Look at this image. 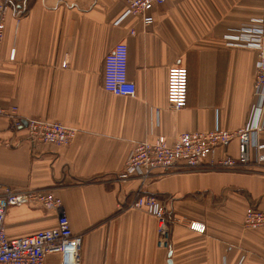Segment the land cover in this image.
<instances>
[{
	"label": "crops",
	"instance_id": "crops-1",
	"mask_svg": "<svg viewBox=\"0 0 264 264\" xmlns=\"http://www.w3.org/2000/svg\"><path fill=\"white\" fill-rule=\"evenodd\" d=\"M14 2L5 22L0 106H16L24 121L45 118L77 132L65 145L32 143L25 129H11L0 116V182L62 198L73 231L83 235L81 264H264V229L244 226L247 206L264 210V164L244 171L181 164L149 178L144 190L168 209V248L158 245L156 217L126 207L140 180L117 178L139 141L164 136L173 143L186 131L245 126L257 100L258 52L238 44L251 37L239 28L264 30V0H167L153 7L149 26L124 14L126 0ZM121 41L129 48L134 96L103 85L105 57ZM176 63L188 70L187 104L179 110L167 96ZM253 138L264 142V130ZM238 145L234 137L227 152L237 157ZM56 223V213L38 203L10 207L5 219L10 236ZM46 264H59L58 254Z\"/></svg>",
	"mask_w": 264,
	"mask_h": 264
},
{
	"label": "built area",
	"instance_id": "built-area-1",
	"mask_svg": "<svg viewBox=\"0 0 264 264\" xmlns=\"http://www.w3.org/2000/svg\"><path fill=\"white\" fill-rule=\"evenodd\" d=\"M167 0H126L124 14H134L142 18L145 26L153 22V7ZM14 0H0V63L6 27V16L13 8ZM20 13V12H19ZM251 22H262L260 18H251ZM239 32L251 33L247 42L239 45L257 50V64L254 79L255 99L264 101V30L257 24L243 25ZM238 33V32H237ZM233 35V34H229ZM227 35V36H229ZM246 35V34H245ZM128 44L118 42L109 51L104 62V88L116 95H136V84L128 76ZM14 59V50L11 53ZM65 64V63H63ZM188 95V70L180 63L169 68L168 103L179 110L186 106ZM255 100L249 121L244 127L229 131L216 127L210 131H186L178 135L173 143L164 136L136 143L129 153L124 170L117 178L126 181L132 177L140 180L133 193L129 208L143 209L158 220V245L168 248L171 244V221L165 203L155 194L146 192V181L155 173H171L178 165L184 164L190 169L201 166L209 168H228L264 162V142L255 143L253 135L264 130V107ZM0 116L9 119L13 130L25 129L27 139L32 143L65 145L71 143L76 129L59 121L45 118L24 119L18 114L16 106L7 109L0 106ZM234 137L239 139L238 156L228 152L218 156L220 147L229 146ZM38 203L57 215L55 226L38 230L22 236L8 235L5 219L10 207L21 204ZM120 208L124 205L120 204ZM244 225L249 228H264V210L249 205L244 216ZM190 228L203 232L202 223L192 222ZM83 235L75 233L61 197L52 190L30 187H12L0 182V264H46L50 253H57L59 264H81V246Z\"/></svg>",
	"mask_w": 264,
	"mask_h": 264
},
{
	"label": "rangeland",
	"instance_id": "rangeland-1",
	"mask_svg": "<svg viewBox=\"0 0 264 264\" xmlns=\"http://www.w3.org/2000/svg\"><path fill=\"white\" fill-rule=\"evenodd\" d=\"M15 1V0H14ZM262 164H264L263 162L262 163H259V162H256V163H253V165L254 166H256V167H260V166H263ZM250 168H252V167H250L249 165H245V166H239V167H234L233 168V170H231V169H228V168H213V170L214 169H216V170H227V171H244V170H248V169H250ZM196 169V168H195ZM257 208H260V207H258L257 206ZM261 209V208H260ZM245 226V225H244ZM246 227V226H245ZM246 228H249V227H246ZM171 229V228H170ZM250 229H254V228H250ZM257 229H264V228H257ZM204 232V231H203Z\"/></svg>",
	"mask_w": 264,
	"mask_h": 264
},
{
	"label": "trees",
	"instance_id": "trees-1",
	"mask_svg": "<svg viewBox=\"0 0 264 264\" xmlns=\"http://www.w3.org/2000/svg\"><path fill=\"white\" fill-rule=\"evenodd\" d=\"M16 6V3L14 2V7ZM19 12V11H18ZM229 147V146H228ZM227 152V148L225 147V150H224V152ZM250 205H252V206H255V207H257L255 204H250Z\"/></svg>",
	"mask_w": 264,
	"mask_h": 264
},
{
	"label": "water",
	"instance_id": "water-1",
	"mask_svg": "<svg viewBox=\"0 0 264 264\" xmlns=\"http://www.w3.org/2000/svg\"><path fill=\"white\" fill-rule=\"evenodd\" d=\"M169 264H172V261H171V259L169 260Z\"/></svg>",
	"mask_w": 264,
	"mask_h": 264
}]
</instances>
